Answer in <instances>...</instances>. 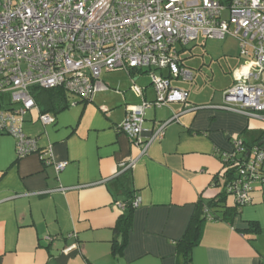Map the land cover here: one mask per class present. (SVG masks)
<instances>
[{"label":"crops","instance_id":"1","mask_svg":"<svg viewBox=\"0 0 264 264\" xmlns=\"http://www.w3.org/2000/svg\"><path fill=\"white\" fill-rule=\"evenodd\" d=\"M218 1L227 5L230 0ZM221 16L227 18V10ZM200 36L204 63L214 58L219 63L222 57L228 79L217 82V90L204 93L201 100L188 93L185 103L146 109L143 139L178 116L145 150L116 126L128 107L156 98L146 68L101 73L107 90L85 101L64 92L63 107H57L56 92H49L51 100L36 103L25 115L24 133L36 137L40 148L50 146L55 161H67L58 172L36 154L17 159L15 139L0 133V264H176L177 242L196 215L199 200L217 201L221 196L220 152L230 151L236 137L264 151L260 118L216 107L234 83L233 69L242 62L237 39H217L232 49L225 54L217 43V56L202 34L185 45L176 43L173 48L183 67L184 53ZM155 73L169 77L167 70ZM175 79L169 78L170 85ZM133 84L142 88L141 95L131 89ZM190 89L201 93L197 85ZM40 113L50 114L53 122L43 124ZM129 160L135 165L121 172V164ZM261 168L264 172V161ZM250 196V202L236 207L234 197L226 193L211 210L218 218L204 222L191 250L192 264H264V182L254 181ZM135 197L139 202L126 244L114 255L113 227L121 214L116 202ZM224 215L229 219L222 220ZM251 223L259 226L257 232Z\"/></svg>","mask_w":264,"mask_h":264},{"label":"built area","instance_id":"2","mask_svg":"<svg viewBox=\"0 0 264 264\" xmlns=\"http://www.w3.org/2000/svg\"><path fill=\"white\" fill-rule=\"evenodd\" d=\"M224 10L227 18L221 16ZM199 34L215 39L229 35L239 44L242 62L216 107L264 122V0H230L227 5L218 0H0V133L15 139L17 159L36 154L58 172L67 161H55L50 146L40 148L36 137L22 129L25 115L37 107L33 87L62 88L85 101L108 89L100 81L103 70L146 68L156 98L128 107L116 126L145 150L178 116L160 123L143 139L145 110L185 103L188 92L171 87L169 78L191 81L194 76L181 65L173 46L185 45ZM157 70H167L169 77L156 74ZM131 89L142 94L136 84ZM39 120L49 124L54 119L40 113ZM220 159L221 173L235 168L225 192L238 207L247 204L252 183L264 182L263 149L236 137L230 151L220 152ZM135 162L122 163L120 171L131 169ZM138 202L133 198L132 206ZM116 205L124 208L122 202ZM205 213L211 219L207 209Z\"/></svg>","mask_w":264,"mask_h":264},{"label":"trees","instance_id":"3","mask_svg":"<svg viewBox=\"0 0 264 264\" xmlns=\"http://www.w3.org/2000/svg\"><path fill=\"white\" fill-rule=\"evenodd\" d=\"M49 92H56V98L58 101L57 107H63L65 102L64 90L62 88H51V89H43L38 87H33L32 94L35 102L39 103H46L49 100ZM48 97V99H47ZM55 99V97H54ZM47 100V101H46ZM54 102V101H53ZM235 168H228L226 171L220 174L222 179V191L221 196L219 199L203 202V200H199L197 205V213L194 215L189 224L187 229L185 230L184 235L182 238L177 242V261L176 264H192L191 262V250L192 248L198 244L201 233L203 229L204 222L208 220V217L205 213V209L208 210L211 219L218 218L214 212L211 210L214 207H218L220 202L224 200L225 192V185L227 182L232 178ZM219 177L217 176V179ZM236 207H238L236 205ZM134 207L132 206V199H127L124 202V208L121 211V214L118 216L115 225L113 227V231L115 236L111 240V252L114 255L120 254L123 250V247L127 241V232L131 225L132 213ZM222 220H228L229 218L225 215L221 217ZM251 229L253 232H257L259 230V226L256 223H251Z\"/></svg>","mask_w":264,"mask_h":264},{"label":"rangeland","instance_id":"4","mask_svg":"<svg viewBox=\"0 0 264 264\" xmlns=\"http://www.w3.org/2000/svg\"><path fill=\"white\" fill-rule=\"evenodd\" d=\"M202 38L200 36V38H198L197 40V45H195L193 47V49L191 50H187L184 54V64H185V69L191 71L195 76L194 77V81L191 82L190 80H184L182 78H177L175 80H173L171 82V87L174 88H179V89H183L188 91V93H190L191 97H198L199 100H201V97H204V93H212L213 91L217 90V82L219 83L220 81H227L228 76L226 75L227 73L224 72V68L222 65V60L223 58H219V63L217 61V59L214 58V60H212V62L210 64H206L204 63L203 60V56L202 54L204 53V51L202 50V42H201ZM232 40V39H230ZM211 41H214V43H212V45L209 43ZM219 40L213 38H209V41L206 42L207 47H210V51L212 52V55L217 56V52L218 50L220 51V49L217 48V43L220 45V42H218ZM227 44L223 43L220 46L221 50L225 53L228 54V52H232V49L230 47H228V42H226ZM212 48L213 51H212ZM228 48V51H226L225 49ZM221 52V53H223ZM220 53V54H221ZM221 64V65H220ZM201 67V70L199 71L197 68ZM235 69V68H234ZM233 69V70H234ZM107 73L108 71L103 70L102 73ZM108 73H112L108 72ZM191 85H197L199 88V92L200 94H195L194 91L192 89H190ZM139 86V85H138Z\"/></svg>","mask_w":264,"mask_h":264}]
</instances>
